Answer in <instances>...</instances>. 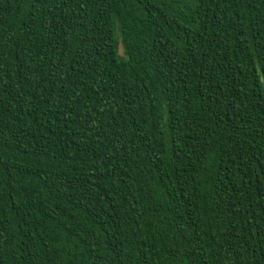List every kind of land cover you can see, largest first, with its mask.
<instances>
[{"label":"trees","instance_id":"trees-1","mask_svg":"<svg viewBox=\"0 0 264 264\" xmlns=\"http://www.w3.org/2000/svg\"><path fill=\"white\" fill-rule=\"evenodd\" d=\"M0 264H264V0H0Z\"/></svg>","mask_w":264,"mask_h":264}]
</instances>
